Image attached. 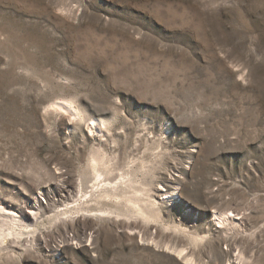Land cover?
<instances>
[{"label": "rangeland", "instance_id": "1", "mask_svg": "<svg viewBox=\"0 0 264 264\" xmlns=\"http://www.w3.org/2000/svg\"><path fill=\"white\" fill-rule=\"evenodd\" d=\"M0 207V264H264V0H0Z\"/></svg>", "mask_w": 264, "mask_h": 264}, {"label": "bare ground", "instance_id": "2", "mask_svg": "<svg viewBox=\"0 0 264 264\" xmlns=\"http://www.w3.org/2000/svg\"><path fill=\"white\" fill-rule=\"evenodd\" d=\"M58 106L61 108V109H64L68 112H72L71 111V108L63 103L61 104H58ZM72 115H76L75 113L72 112ZM39 195L34 199L35 202L31 204V208L29 209L28 213L30 214L31 216V222L32 223H37V221L42 218L43 214H42V211H43V207L39 204ZM217 213V212H216ZM232 215V213H231ZM216 216V215H215ZM230 216V215H229ZM218 219H226L225 217H223V215H217ZM5 219H10L14 225L16 227H20L22 225L25 224V222H27V220L24 219V223H23V219L16 213V212H12V211H6L5 208H2L0 207V237L3 235L4 230H2L1 228V222L5 221ZM22 219V220H21ZM224 221V220H223ZM227 221V220H226ZM10 224V223H9ZM26 227H29V226H26ZM7 230V229H6ZM9 231V230H8ZM9 233V232H8ZM16 233V232H15ZM10 234H14V231L11 232ZM19 234V233H18ZM87 233H84L83 235H78V236H74L72 239H70L69 241L70 242H76L78 245H82L84 244L85 242H92L94 243V237L93 235H89V236H86ZM10 236V235H9ZM4 237V236H3ZM89 237V239L86 241V238ZM2 238V237H1ZM91 244V245H94V244ZM75 244V243H74ZM73 245V244H72Z\"/></svg>", "mask_w": 264, "mask_h": 264}]
</instances>
